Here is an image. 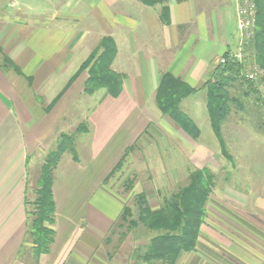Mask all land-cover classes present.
<instances>
[{
    "label": "crops",
    "instance_id": "1",
    "mask_svg": "<svg viewBox=\"0 0 264 264\" xmlns=\"http://www.w3.org/2000/svg\"><path fill=\"white\" fill-rule=\"evenodd\" d=\"M237 19V0H0V264H115L110 232L126 199L113 180L133 153L142 157L130 156L136 170H154L166 153L164 191L193 169L213 170L210 155L221 146L205 83L224 53L238 50ZM104 38L114 51L101 74L120 83L87 93L98 63L84 64ZM166 74L195 89L180 108L200 128L197 139L161 109ZM235 115L223 130L244 120ZM82 123L77 156L66 151L54 170L53 242L35 258L30 221L38 185L30 171ZM254 202L264 218V179ZM200 237L184 253H197Z\"/></svg>",
    "mask_w": 264,
    "mask_h": 264
},
{
    "label": "trees",
    "instance_id": "2",
    "mask_svg": "<svg viewBox=\"0 0 264 264\" xmlns=\"http://www.w3.org/2000/svg\"><path fill=\"white\" fill-rule=\"evenodd\" d=\"M148 5H155L164 0H142ZM255 4L256 19L253 33L241 44L242 56L228 50L217 63L213 74L205 83L207 88V109L213 131L217 137L222 153L229 156L223 127L232 113L240 119H249L260 131L264 132V98L259 93L258 79L247 78L248 73H256L255 66L264 75V0H252ZM167 14V13H166ZM109 38L101 42V49L95 50L90 60L96 58V74L91 75L86 86L87 93H93L102 86H118L120 78L103 73L107 71L114 47ZM9 62V60H7ZM257 77V73L255 74ZM262 78L261 80H263ZM195 89L170 74L164 75L158 91V100L162 111L171 116L193 138H199L200 128L180 108L182 99L190 96ZM87 130L86 123L78 126L74 133L60 135L54 150L47 154L38 180L37 198L30 221V235L34 243V257L49 250L54 230L53 223L55 199L53 195L54 170L66 151L76 157L75 138ZM122 164H120L119 168ZM215 187L214 174L209 168L193 169L185 185L178 190L165 194L159 208L154 209L145 193L135 196L133 207L125 206L114 224L110 238L119 236V244L130 237L135 245L130 251L134 264H177L182 253L196 248L201 227L207 216V204ZM49 223V224H48ZM141 226V227H140ZM143 227V228H142ZM144 230L146 243L137 244L139 230ZM155 232L150 237L147 235ZM147 233V235H146ZM109 240V237H108ZM131 261V260H130Z\"/></svg>",
    "mask_w": 264,
    "mask_h": 264
},
{
    "label": "rangeland",
    "instance_id": "3",
    "mask_svg": "<svg viewBox=\"0 0 264 264\" xmlns=\"http://www.w3.org/2000/svg\"><path fill=\"white\" fill-rule=\"evenodd\" d=\"M235 32V38H238L241 33L237 21ZM236 50L238 52L239 47H236ZM255 71L256 79L259 81V93L264 98V79L261 80L264 78L263 71L257 66H255ZM238 117L239 115H235V118ZM254 125L249 119H244L238 120L232 129L223 130L229 156L221 153L222 148H220L219 154L210 155L213 158L210 166L213 167L215 187L207 204L208 216L203 223L204 227L201 230L197 253H191V255L184 253L177 264H264V218L259 215L261 213L258 210L260 205L254 202L262 189L264 179V137L261 136L264 132ZM206 142H208V138ZM158 150H161L160 147ZM135 155L136 158H134L137 161L142 159L137 153L129 155L126 158V164L122 163L118 170V177L113 180V188L124 196L126 205L133 207L135 213L138 210L134 204L135 196L148 190L150 205L154 209L159 208L167 194L164 188L159 186L163 185L159 181L162 179V166H166L164 161L166 153H160L158 156L160 166L154 170L149 168L136 170L134 162L130 161V156ZM46 156L42 160H38L34 164V169L30 171V184L34 186L38 185V176L40 177ZM180 157L182 160V156ZM183 160L187 162V165L192 164L187 159ZM176 163L180 164L178 161ZM123 165L125 167L120 172ZM143 165L144 163H140L139 168ZM152 179L155 180L153 182L157 186L152 187ZM187 182V176L183 177L179 184L173 182L175 186H170L167 189L168 194L177 191L178 186L185 185ZM34 204H32V209L35 208ZM214 229L217 232L222 231L223 235L215 234ZM138 232L137 244H140L144 241L140 237L141 235L144 237L145 231L141 229ZM154 233L151 232L148 235L146 233V235L150 237ZM113 237L115 246L113 256H116L114 263L134 264V259H130V251L135 245L134 239L129 236L120 245L119 236ZM142 243H146V241ZM224 249L231 250L236 256H230L231 254L226 253Z\"/></svg>",
    "mask_w": 264,
    "mask_h": 264
},
{
    "label": "built area",
    "instance_id": "4",
    "mask_svg": "<svg viewBox=\"0 0 264 264\" xmlns=\"http://www.w3.org/2000/svg\"><path fill=\"white\" fill-rule=\"evenodd\" d=\"M237 18L238 28L241 34L239 41V51L236 53L238 57H241V44L253 33V26L256 19L255 4L252 0H237ZM220 60L222 62L226 61L224 57H221ZM246 76L249 79H256L255 73H248Z\"/></svg>",
    "mask_w": 264,
    "mask_h": 264
}]
</instances>
